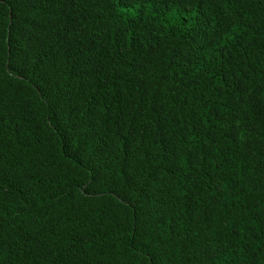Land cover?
I'll return each instance as SVG.
<instances>
[{
  "label": "trees",
  "instance_id": "trees-1",
  "mask_svg": "<svg viewBox=\"0 0 264 264\" xmlns=\"http://www.w3.org/2000/svg\"><path fill=\"white\" fill-rule=\"evenodd\" d=\"M0 264H264V0H0Z\"/></svg>",
  "mask_w": 264,
  "mask_h": 264
}]
</instances>
